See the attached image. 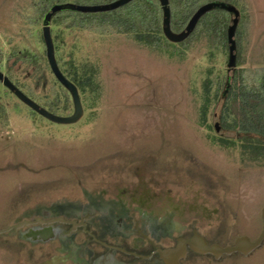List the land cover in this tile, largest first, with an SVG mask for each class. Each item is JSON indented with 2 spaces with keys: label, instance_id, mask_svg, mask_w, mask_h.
<instances>
[{
  "label": "rangeland",
  "instance_id": "374dc122",
  "mask_svg": "<svg viewBox=\"0 0 264 264\" xmlns=\"http://www.w3.org/2000/svg\"><path fill=\"white\" fill-rule=\"evenodd\" d=\"M67 1L72 5L74 0ZM36 2L0 0V97L9 116L5 126L0 124V230L27 210L58 201L86 204L85 191L98 202L121 203L131 212L145 201L155 216L181 205L183 222L196 220L202 235L226 245L242 236L257 239L263 227L264 162L245 159L238 145L214 141L241 137L220 126L227 88L237 75L228 54L220 48L212 57L206 43L196 42L183 58L170 57L131 36L70 29L68 21L56 24L51 18L48 30L60 74L66 78L61 70L73 60L95 68L100 85L98 94L78 91L79 120L57 124L4 84L10 80L57 116L75 113L71 92L51 67ZM228 3L246 24L244 75L256 74L264 68V0ZM230 14L232 24L235 15ZM25 52L37 62L25 59ZM209 71L214 90L223 80L219 100L208 113L212 128L199 124L202 83ZM57 99L58 109H51ZM59 247L58 242H27L5 233L0 235V264H75L62 262ZM194 264H264V243L248 257L236 254L221 262L205 257Z\"/></svg>",
  "mask_w": 264,
  "mask_h": 264
},
{
  "label": "trees",
  "instance_id": "16d2710c",
  "mask_svg": "<svg viewBox=\"0 0 264 264\" xmlns=\"http://www.w3.org/2000/svg\"><path fill=\"white\" fill-rule=\"evenodd\" d=\"M117 1L119 0H74L73 4L77 6H104ZM228 1L235 2V0H168L171 31L174 34L185 31L189 22L201 7L214 2L233 6ZM67 3V0H37L36 7L39 17L44 19L54 6ZM230 15L224 9L210 10L199 19L194 30L186 39L175 43L170 42L164 33V11L159 0H132L117 9L103 12L60 11L52 17V22L62 24L68 21V28L70 29L131 36L138 44L166 51L170 57L177 55L183 58L184 50L190 49L196 42L206 43L211 50L212 57L220 48L229 57L228 31L231 25ZM241 22L240 13L235 32V70L237 75L227 94L223 114L220 118L222 128L235 131L241 137L228 139L217 136L214 141L219 143L220 146L226 145L231 148L238 145L245 159L264 162V68L258 70L256 74L247 72V75H244L246 70L242 68L245 64L243 41L246 39V27L244 29L246 24L244 22L241 24ZM23 57L37 62L29 52H25ZM68 65L69 69L61 70V72L68 81L75 85L79 93L82 92L86 95L87 93L98 94L100 92L95 68L79 67L75 65L73 60H70ZM211 72L209 71V74L203 80L199 107V124L208 128H212L207 123L210 106L213 101L219 100V91L223 85V80L218 78V86L214 90V82L209 76ZM16 85L19 84L16 83ZM59 104L58 99L54 100L52 104L54 108L51 109H58ZM63 107L68 110L67 99ZM8 119L7 108L0 97V124L5 126Z\"/></svg>",
  "mask_w": 264,
  "mask_h": 264
},
{
  "label": "flooded vegetation",
  "instance_id": "af4514ba",
  "mask_svg": "<svg viewBox=\"0 0 264 264\" xmlns=\"http://www.w3.org/2000/svg\"><path fill=\"white\" fill-rule=\"evenodd\" d=\"M82 194L86 204L58 201L25 211L6 229L18 228L6 233L18 234L27 242H58L62 262L71 259L75 264H194L205 257L215 262L236 254L248 257L202 252L204 243L209 247L233 246L239 237L229 245L205 237L196 220L183 222L181 205L162 212L166 214L162 217L148 213L142 200L131 212L121 203L98 202L99 197L85 191ZM175 216L180 220L176 222Z\"/></svg>",
  "mask_w": 264,
  "mask_h": 264
},
{
  "label": "water",
  "instance_id": "95a60500",
  "mask_svg": "<svg viewBox=\"0 0 264 264\" xmlns=\"http://www.w3.org/2000/svg\"><path fill=\"white\" fill-rule=\"evenodd\" d=\"M130 1H132V0H119L115 3L109 4V5H104V6H77L75 4L57 5V6H54L51 9V11L44 18V25H45L44 36H45V40H46V43L48 46V58H49L51 67L54 70V72L56 73L57 77L59 78V80H61V82L64 84V86L72 94L74 104H75V113L73 116H70V117L57 116V115L49 112L48 110L41 108L39 105H37L35 102H33L30 98H28L25 94H23L20 90H18L17 87H15V85H13L10 80L4 79V84L7 87H9L12 91H14L15 94L17 95V97L20 98L23 103L28 105L30 108H32L34 111H36L37 113H39L41 116L45 117L46 119H48L52 122H55L57 124H70V123L76 122L83 115V109H82L81 102H80V99L78 96V90L75 87V85H73L70 81H68L66 78H64L58 70L57 64H56L55 59H54L53 41L51 39L50 31L48 30V24L50 23L51 18L56 13H58L62 10H74L77 12H85V13L103 12V11H109V10L117 9V8L123 6L124 4H126ZM160 1L162 2V6L164 9V33H165L166 37L168 38V40H171L174 42H180V41L186 39L194 30L199 19L205 13L209 12L210 10L220 8V9H224V10L228 11L229 13L234 14L235 19L233 20V23L230 25L229 31H228V40H229V45H230L229 62H228L229 64L228 65H229V67H235L236 66L235 32H236V29H237V26L239 23V19H240V12L237 10L236 7L227 5L225 3H219V2L207 4L203 7H201L197 11V13L193 16V18L189 22L185 31H183L180 34H174L170 29V10L168 7V0H160ZM0 79H3V76L1 73H0ZM228 81H230V79ZM229 87H230V85H228L227 92L229 91ZM262 222H263L262 232L260 233L258 238L255 239L254 241H252L248 236H242L236 240V242L233 246L220 247L217 245H213V246L209 247L208 245H206L204 243L202 252L213 253L217 256H220V255H228L229 256V255H233L236 253H240L244 256H249L253 252H255L256 250L261 248L263 243H264V209L262 210ZM12 228H18V226L10 227V228L5 229V230H0V235L8 232Z\"/></svg>",
  "mask_w": 264,
  "mask_h": 264
}]
</instances>
